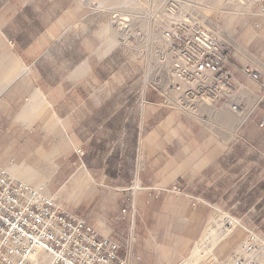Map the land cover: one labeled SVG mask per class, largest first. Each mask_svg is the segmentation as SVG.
<instances>
[{
    "label": "crops",
    "instance_id": "obj_1",
    "mask_svg": "<svg viewBox=\"0 0 264 264\" xmlns=\"http://www.w3.org/2000/svg\"><path fill=\"white\" fill-rule=\"evenodd\" d=\"M103 3L0 0V165L32 172L47 194L61 189V204L68 197L65 208L115 241L127 264H175L223 204L230 158L245 157L228 147L230 125L264 150V102L240 71L250 65L264 80V0L248 17L220 13L238 33L227 67L245 109L216 108L211 129L160 105L146 83L129 86ZM212 249L196 243L190 256L215 258Z\"/></svg>",
    "mask_w": 264,
    "mask_h": 264
},
{
    "label": "built area",
    "instance_id": "obj_2",
    "mask_svg": "<svg viewBox=\"0 0 264 264\" xmlns=\"http://www.w3.org/2000/svg\"><path fill=\"white\" fill-rule=\"evenodd\" d=\"M118 8L109 7L110 27L131 60L148 62L146 85L159 94L160 105L193 115L202 104L235 113L243 109L241 84L227 67L231 47L203 24L201 4L129 0V12ZM241 73L258 83V99L264 102L260 71L244 65ZM259 126L264 129V119ZM170 191L180 193L176 187ZM244 232L224 264H264V236L248 228ZM118 250L115 241L99 236L42 186L0 165V264H127Z\"/></svg>",
    "mask_w": 264,
    "mask_h": 264
},
{
    "label": "rangeland",
    "instance_id": "obj_3",
    "mask_svg": "<svg viewBox=\"0 0 264 264\" xmlns=\"http://www.w3.org/2000/svg\"><path fill=\"white\" fill-rule=\"evenodd\" d=\"M194 1L197 2V4H201L203 6V8L199 11V15L201 20L203 21V24L211 29L214 33H216L220 40L226 42L231 47L232 58L234 52L232 44L237 39L238 33L233 30V27L226 28L222 25V18L220 17V13H225L226 11L233 8L230 12H234L235 10L239 9V17H248L249 14L247 13L255 4L251 3L250 1L246 2L245 0ZM98 6V9L107 11L109 10V7L117 6L119 7L118 10L120 11L129 12V0H106V3L98 4ZM205 6H209V9H205ZM229 7H231V9H229ZM213 15L215 16V18ZM231 23H233V21ZM108 24L110 27V23ZM111 31L116 39L114 31L112 29ZM117 47L120 49V52L122 51L121 54H124V56L127 57L126 59H129V65L127 66V70L129 72V86L137 84L143 86L146 83L145 76L146 71H148L146 70L148 68V62L141 59L131 60L129 58V52H127L128 50L121 47L118 43ZM5 52L8 53V50ZM231 58L229 59V62L231 61ZM117 64L118 74L120 77H122L126 68L125 66L120 65V62H117ZM162 74L164 75V73ZM148 89L158 94L151 88ZM161 100L159 104L161 103ZM246 100H248L247 97ZM216 108L219 107H214L213 105L209 104H202L198 108L197 115H193L190 112L182 111L180 109H170L180 110L187 117L196 120L198 123L200 122L202 124V127L211 129V125L215 124L214 120L212 119V116L214 115L212 111H214V113L219 111ZM236 129L237 127L230 125V141L228 147L229 149L235 150L240 154H244L245 157L230 158V188L228 189V191H223V204L213 205L211 219L208 221L207 227L202 236L196 241V243L202 245L203 248L207 250H210L213 247L212 253L216 259L206 255H199L195 258L194 256H190L191 252L195 248V243L190 253L182 257L175 264H224V260L229 256V254H231V252L244 238L245 228L252 229L260 236H264V150H260L252 146L245 139L235 138ZM199 149H201V147H199ZM248 151L252 152L248 153ZM35 178L38 177H34V179ZM21 179L25 180L24 178ZM30 181H32V179L28 180L27 182ZM43 182L44 181H39L37 184H32L34 186L40 187L44 184ZM49 185L55 186L54 183H50ZM49 195L56 198L60 203H63L61 189L57 190L56 187L55 189L51 190V193ZM67 198L68 197H66V200H64V204L65 207L69 208L70 205ZM232 218L239 220L240 224L235 225L231 228V224L233 223ZM227 228L230 229L226 230ZM208 231L210 232V234H208ZM205 233H207L208 236L206 237V240L204 239Z\"/></svg>",
    "mask_w": 264,
    "mask_h": 264
},
{
    "label": "bare ground",
    "instance_id": "obj_4",
    "mask_svg": "<svg viewBox=\"0 0 264 264\" xmlns=\"http://www.w3.org/2000/svg\"><path fill=\"white\" fill-rule=\"evenodd\" d=\"M245 109V108H244ZM244 109H242V110H244ZM242 110H240V111H238V112H241ZM11 172H12V174L14 175V176H16L17 177V175H19L18 177H20V178H24L25 180H30V179H32V176H33V173L31 172V173H29V174H25V172L23 173V172H21L19 169H18V167H13V169L11 170ZM16 174V175H15ZM233 219V218H232ZM233 222V223H232ZM231 223V228L232 227H234L235 225H238V224H240V221L239 220H236V219H233V221H232ZM230 228H227L226 230H229ZM208 234H210V232L208 231ZM206 237H208V236H206ZM206 237H204V239L206 240ZM208 240V239H207ZM209 242V241H208Z\"/></svg>",
    "mask_w": 264,
    "mask_h": 264
}]
</instances>
